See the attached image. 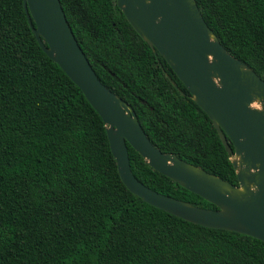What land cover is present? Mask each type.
<instances>
[{"label": "trees", "instance_id": "16d2710c", "mask_svg": "<svg viewBox=\"0 0 264 264\" xmlns=\"http://www.w3.org/2000/svg\"><path fill=\"white\" fill-rule=\"evenodd\" d=\"M197 2L221 43L264 79V0ZM61 3L98 77L133 106L151 141L238 184L213 121L117 0ZM128 148L144 184L217 208ZM0 264H264L263 240L190 222L131 192L105 121L42 49L24 0H0Z\"/></svg>", "mask_w": 264, "mask_h": 264}, {"label": "water", "instance_id": "95a60500", "mask_svg": "<svg viewBox=\"0 0 264 264\" xmlns=\"http://www.w3.org/2000/svg\"><path fill=\"white\" fill-rule=\"evenodd\" d=\"M117 4L213 121L231 155L238 184L156 146L133 106L98 77L61 0H24L42 49L81 88L105 121L121 177L131 192L190 222L264 241V79L221 43L197 0H117ZM128 143L152 168L217 208L197 206L144 184L132 171Z\"/></svg>", "mask_w": 264, "mask_h": 264}]
</instances>
